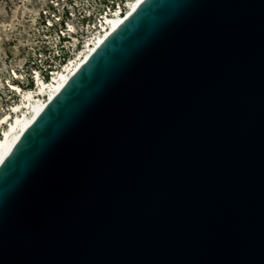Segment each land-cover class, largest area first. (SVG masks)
I'll return each instance as SVG.
<instances>
[{
	"label": "water",
	"instance_id": "obj_1",
	"mask_svg": "<svg viewBox=\"0 0 264 264\" xmlns=\"http://www.w3.org/2000/svg\"><path fill=\"white\" fill-rule=\"evenodd\" d=\"M0 264H264V0H147L0 166Z\"/></svg>",
	"mask_w": 264,
	"mask_h": 264
},
{
	"label": "rangeland",
	"instance_id": "obj_2",
	"mask_svg": "<svg viewBox=\"0 0 264 264\" xmlns=\"http://www.w3.org/2000/svg\"><path fill=\"white\" fill-rule=\"evenodd\" d=\"M122 3L0 0V118L20 101L11 85L23 92L31 90L36 72L42 80H50L61 65L78 55L83 40L98 34L99 17Z\"/></svg>",
	"mask_w": 264,
	"mask_h": 264
},
{
	"label": "bare ground",
	"instance_id": "obj_3",
	"mask_svg": "<svg viewBox=\"0 0 264 264\" xmlns=\"http://www.w3.org/2000/svg\"><path fill=\"white\" fill-rule=\"evenodd\" d=\"M147 0H131L124 13L107 15L101 23L98 34L87 41L84 49L59 71L52 72L50 80L44 81L34 73V87L23 92L15 85L10 89L18 94L20 101L9 113L0 118V166L15 149L25 133L47 109L62 88L98 50V48L121 27Z\"/></svg>",
	"mask_w": 264,
	"mask_h": 264
},
{
	"label": "built area",
	"instance_id": "obj_4",
	"mask_svg": "<svg viewBox=\"0 0 264 264\" xmlns=\"http://www.w3.org/2000/svg\"><path fill=\"white\" fill-rule=\"evenodd\" d=\"M122 2H123V3H122L121 6L124 7V8L126 9V5H127V3H128L129 1L122 0ZM121 6H120V4H117L113 10H110V9H109V10H108L109 14H107L106 12H104L103 15L99 17V23H100V25L97 26V27H98L97 29L99 30V28H100V26H101V23L104 22V18H105V16H107V15H112V14H114L115 12L124 13L125 10L121 12ZM92 37H94V36H92ZM92 37L89 36L88 38H86L85 40H83V41L81 42V46H80L79 49H77V53H79L80 51H82V50L84 49V46L86 45L87 41L90 40ZM77 44H78V43H77ZM67 62H68V61H67ZM65 64H66V63H65ZM63 65H64V64H63Z\"/></svg>",
	"mask_w": 264,
	"mask_h": 264
}]
</instances>
